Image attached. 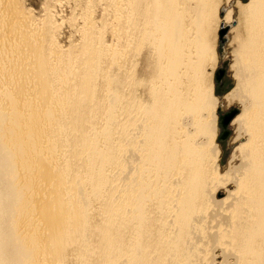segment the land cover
I'll use <instances>...</instances> for the list:
<instances>
[{
	"label": "bare ground",
	"instance_id": "obj_1",
	"mask_svg": "<svg viewBox=\"0 0 264 264\" xmlns=\"http://www.w3.org/2000/svg\"><path fill=\"white\" fill-rule=\"evenodd\" d=\"M221 1L116 0L115 44L89 18L64 50L58 21L0 0V264H202L218 246L264 264V0L224 14V101L242 108L227 172L207 72Z\"/></svg>",
	"mask_w": 264,
	"mask_h": 264
},
{
	"label": "rangeland",
	"instance_id": "obj_2",
	"mask_svg": "<svg viewBox=\"0 0 264 264\" xmlns=\"http://www.w3.org/2000/svg\"><path fill=\"white\" fill-rule=\"evenodd\" d=\"M240 1L245 3L248 2L249 0L221 1V4L216 14L217 16L214 19L213 30H212L213 33L211 36L212 43L217 51V62L215 66H211L207 69V72L209 73L208 77H210V81H212L214 85V93H216V95L219 96L222 101L221 104L222 106L220 107L218 112L219 131L215 137V140H217L218 144L221 146L219 165H220V170L223 172H227L231 166L239 165L240 164L239 161H241V158L239 156H237V158L232 160V153L235 147L238 146L240 140H238L239 141L238 142L237 139L235 138L237 135V126L231 124V120H230V118L233 117V115L237 111L238 112L236 114L241 112L242 109L241 103L238 100L232 101L229 104L226 103V101H224V96H226L233 88H235L237 84V77L235 76V70L232 65L233 63H235L234 61L236 57L235 52L239 47L238 45L239 31L237 30V28H233L230 25V23L224 22L225 19L224 14H225V10L228 7L232 6L234 8V12H233L234 19L237 20L239 18V14H237L238 2ZM88 2H90V4ZM115 2L111 0H101V1L100 0H22L24 9L30 11L28 12L31 13V16L34 18L35 21H37V23L39 20H40L39 22L41 23L42 21L45 22L48 19V17L54 22L58 21L56 23L57 30H55L56 32L54 31V34L57 37L58 44H60L62 48H64V50L70 49V47H72L73 45L78 46L81 44L82 42L81 38L83 37L82 36L83 34L80 31H83V29L87 26L86 23L88 24L89 21L87 22V20L89 18L92 19L96 29H98L99 27L103 28V31L102 29H98L101 33H103L106 30L102 35L100 34L101 36L104 35L103 39L105 40L106 44H110V45L115 44L117 41L116 39L117 37H115L114 36L115 34L112 33V31L116 29L115 27L118 26L117 24H115L117 23L116 21L117 18L114 16L115 8L112 7L114 6L113 3L115 4ZM90 7L91 9L92 8L93 9L91 10ZM88 9H90L91 12ZM92 14L94 16H92ZM90 15L91 17H89ZM45 16L46 18L44 19ZM85 19L87 20L85 21ZM82 25H83V29L81 28ZM119 25L121 24L119 23ZM98 30L96 32H99ZM219 33L222 38H220ZM139 68L140 66L138 67V69ZM227 114L230 115L229 116L230 118H228L230 122L228 120L227 123L228 125L225 126L224 124H222V121H223V117L227 116ZM235 188L236 186H234V183L232 182L229 184V187L220 188L218 190V193H216L217 199H222L227 197V195H229V191L234 190ZM211 249H212L211 250L212 255L210 253L208 259L205 260L202 264H233L234 257L231 256L229 257V259L226 260L223 254V250L220 249L219 246L213 247Z\"/></svg>",
	"mask_w": 264,
	"mask_h": 264
},
{
	"label": "water",
	"instance_id": "obj_3",
	"mask_svg": "<svg viewBox=\"0 0 264 264\" xmlns=\"http://www.w3.org/2000/svg\"><path fill=\"white\" fill-rule=\"evenodd\" d=\"M229 116H230V115L228 114L226 120H223V121H222V124H224L225 126L228 125L227 123H228V120H229L228 118H230Z\"/></svg>",
	"mask_w": 264,
	"mask_h": 264
}]
</instances>
